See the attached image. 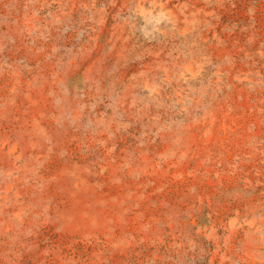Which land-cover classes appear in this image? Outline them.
<instances>
[{
    "label": "rangeland",
    "instance_id": "1",
    "mask_svg": "<svg viewBox=\"0 0 264 264\" xmlns=\"http://www.w3.org/2000/svg\"><path fill=\"white\" fill-rule=\"evenodd\" d=\"M212 23L224 111L176 139L119 107L107 36L85 54L77 13L0 0V264H264V0Z\"/></svg>",
    "mask_w": 264,
    "mask_h": 264
},
{
    "label": "bare ground",
    "instance_id": "2",
    "mask_svg": "<svg viewBox=\"0 0 264 264\" xmlns=\"http://www.w3.org/2000/svg\"><path fill=\"white\" fill-rule=\"evenodd\" d=\"M216 1L110 0L107 5L105 0H83L80 6L82 0H55V5L60 17L71 19L77 13L84 26L92 27L85 54L100 48L96 42L107 36L105 46L122 62L115 65H120L119 75L127 79L117 99L123 112L148 116L154 121L152 130L181 139L193 135L184 131L208 134L224 111L220 97L229 83V71L220 62L210 36ZM140 20L151 23L149 29L140 32ZM132 61L138 63L134 68L123 66ZM97 62L85 71L90 79L102 76L105 64ZM87 81L93 89L95 85ZM118 87L109 85L111 92Z\"/></svg>",
    "mask_w": 264,
    "mask_h": 264
}]
</instances>
